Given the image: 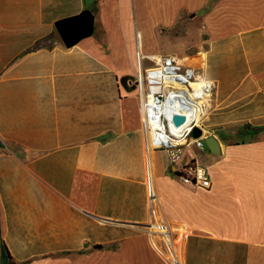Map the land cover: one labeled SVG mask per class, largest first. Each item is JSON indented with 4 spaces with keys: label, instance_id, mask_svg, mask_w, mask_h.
Masks as SVG:
<instances>
[{
    "label": "crops",
    "instance_id": "obj_1",
    "mask_svg": "<svg viewBox=\"0 0 264 264\" xmlns=\"http://www.w3.org/2000/svg\"><path fill=\"white\" fill-rule=\"evenodd\" d=\"M70 18L88 30L67 46L56 24ZM150 54L204 56L194 68L215 86L201 137L175 161L150 146L128 74ZM190 164L209 188L182 181ZM173 253L264 264V0H0V264Z\"/></svg>",
    "mask_w": 264,
    "mask_h": 264
},
{
    "label": "built area",
    "instance_id": "obj_2",
    "mask_svg": "<svg viewBox=\"0 0 264 264\" xmlns=\"http://www.w3.org/2000/svg\"><path fill=\"white\" fill-rule=\"evenodd\" d=\"M157 61L150 60L151 66L145 68L139 77L140 81V107L145 130L149 136L150 146L154 149L166 151L172 161L179 158V147L187 144L188 138L195 127L200 129L195 111L203 114L210 109L211 99L215 90L213 83L199 78L194 67L185 65L179 58L173 55H157ZM165 80H178L186 88V95H173L169 93V104L161 103V89H164ZM199 81V87L193 86ZM159 114H170L172 120L171 134L177 135V142H167L160 137ZM175 115L184 116L185 122L176 127L173 123ZM182 141H185L181 144ZM180 143V144H178ZM198 147H203L202 141L196 140ZM182 181L188 185L209 188L211 183L204 167L198 164L185 166L180 175ZM162 233H167L166 230ZM167 246L172 249L167 241ZM173 252V251H172ZM174 259L170 264H179Z\"/></svg>",
    "mask_w": 264,
    "mask_h": 264
},
{
    "label": "bare ground",
    "instance_id": "obj_3",
    "mask_svg": "<svg viewBox=\"0 0 264 264\" xmlns=\"http://www.w3.org/2000/svg\"><path fill=\"white\" fill-rule=\"evenodd\" d=\"M135 47L136 50L140 53H143L144 44L141 41L136 42L135 41ZM153 59V58H152ZM204 59V56H198L193 58L191 67H201L202 66V60ZM153 60H158V58H154ZM185 64V63H184ZM187 65V64H185ZM195 87H199V81L195 82L193 84ZM168 90L173 95H186V88L183 87L181 83L178 82V80H165L164 83V89H161V103L162 104H169V93ZM211 107V105H210ZM207 113L203 114L202 117L200 111H195V115L197 117V121L203 120V122L209 121V115H206ZM207 116V117H205ZM159 128H160V137L162 139H167V142H177V135L171 134L172 132V120L170 118V114H159ZM207 135V131H203V138H205ZM185 141H182L181 144H183ZM180 144V143H178ZM184 171V169L182 170Z\"/></svg>",
    "mask_w": 264,
    "mask_h": 264
},
{
    "label": "water",
    "instance_id": "obj_4",
    "mask_svg": "<svg viewBox=\"0 0 264 264\" xmlns=\"http://www.w3.org/2000/svg\"><path fill=\"white\" fill-rule=\"evenodd\" d=\"M56 29L59 37L67 46H72L76 44L88 30V20L87 18H70L60 21L56 24ZM185 122L184 116L175 115L173 117V123L176 127L181 126ZM192 135L194 138H199L202 135L201 129L195 127L192 130ZM205 142L213 147L214 139L205 138Z\"/></svg>",
    "mask_w": 264,
    "mask_h": 264
},
{
    "label": "rangeland",
    "instance_id": "obj_5",
    "mask_svg": "<svg viewBox=\"0 0 264 264\" xmlns=\"http://www.w3.org/2000/svg\"><path fill=\"white\" fill-rule=\"evenodd\" d=\"M138 36L137 35H134V40L136 41V38H137ZM141 37V36H140ZM142 39V38H141ZM145 41V40H144ZM130 42V41H129ZM133 42V41H132ZM146 42V41H145ZM125 43H127V44H129L130 45V43H128V41L125 39ZM129 54L130 53H128V55H127V58H126V62L129 64V66L131 65V63H132V59L130 60V56H129ZM152 55V56H151ZM157 55H161V54H156V55H153V54H150V55H148L149 57H147V59L145 58L144 60H142V68H147V67H149V66H151V62L148 60V59H150V60H153L154 58H158L159 59V56H157ZM153 58V59H152ZM186 59V58H185ZM155 61H157V60H155ZM132 69H131V71H129L128 72V74H131V75H133L134 77H135V80H137V84H138V86L140 87V81H139V77H140V75H141V73L142 72H140V68L139 67H137V68H133V67H131ZM137 84H135L136 86H137ZM139 87H138V90H140L139 89ZM214 94V93H213ZM210 105H211V103H210ZM210 110V109H209ZM206 148H207V146L205 145V144H203V147H202V149H199V148H197L194 144L191 146V149H193L194 151H196V152H199V151H201L202 153H204V152H206L207 150H206Z\"/></svg>",
    "mask_w": 264,
    "mask_h": 264
},
{
    "label": "trees",
    "instance_id": "obj_6",
    "mask_svg": "<svg viewBox=\"0 0 264 264\" xmlns=\"http://www.w3.org/2000/svg\"><path fill=\"white\" fill-rule=\"evenodd\" d=\"M56 36L59 37L58 33H56ZM3 258L6 261H11V257L9 256L8 251L6 250V248L4 246H3Z\"/></svg>",
    "mask_w": 264,
    "mask_h": 264
}]
</instances>
